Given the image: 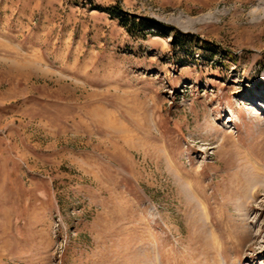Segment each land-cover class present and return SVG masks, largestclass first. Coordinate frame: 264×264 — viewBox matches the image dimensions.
<instances>
[{
    "label": "rangeland",
    "instance_id": "374dc122",
    "mask_svg": "<svg viewBox=\"0 0 264 264\" xmlns=\"http://www.w3.org/2000/svg\"><path fill=\"white\" fill-rule=\"evenodd\" d=\"M0 264H264V0H0Z\"/></svg>",
    "mask_w": 264,
    "mask_h": 264
}]
</instances>
